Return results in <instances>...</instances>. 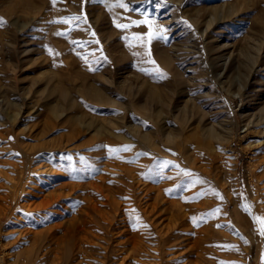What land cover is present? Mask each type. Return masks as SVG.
Here are the masks:
<instances>
[{"label":"rangeland","instance_id":"374dc122","mask_svg":"<svg viewBox=\"0 0 264 264\" xmlns=\"http://www.w3.org/2000/svg\"><path fill=\"white\" fill-rule=\"evenodd\" d=\"M123 2L126 9L116 7L115 0H0L4 21L0 26V168L11 167L8 161L19 162L16 132H21L19 146L36 142L27 135L44 130L43 139L55 141L82 119L91 125L82 127L71 145L78 147L59 151L57 157L76 159L92 150L103 155L109 145H122L129 151L138 147V158L153 155L160 169L167 159L179 161L174 156L178 151L168 145H190L191 153L206 156L204 147L212 142L233 188L240 182L248 194V170L264 138V0ZM146 17L151 28L133 24ZM159 126L162 138L157 141ZM136 129L151 133L148 142L156 144L160 153L138 146ZM114 134L124 140L116 136L120 144L109 145L102 140L113 139ZM58 142L60 138L53 144ZM102 160L92 162L100 165ZM83 162L77 163V170L90 165ZM53 163V169L61 168L60 159ZM27 174L26 190L35 184ZM79 192L76 189L74 194ZM34 198L24 196L20 208L15 206V213L10 209L5 218L34 214L21 205L42 197ZM82 203L61 200L63 205L55 208L64 212V206L69 207L72 211L65 214L69 217ZM123 224L121 214L114 229H122ZM2 225L0 264H24V252L34 247L33 233L24 231L27 224ZM77 225L81 226L80 220ZM16 237L18 242L10 245ZM50 242L45 237L42 245L35 246L38 254L30 256L31 264L49 263L42 256L54 245ZM262 257L257 261L251 256L247 264H264Z\"/></svg>","mask_w":264,"mask_h":264},{"label":"bare ground","instance_id":"6f19581e","mask_svg":"<svg viewBox=\"0 0 264 264\" xmlns=\"http://www.w3.org/2000/svg\"><path fill=\"white\" fill-rule=\"evenodd\" d=\"M13 114L16 122L18 111ZM77 121L73 131L60 134V142L55 144L53 142L58 138L55 141L43 139L44 130L27 135L36 142L19 146L17 141L21 132H16L19 162L4 161L11 167L0 168V177L4 179V182L0 181V223L3 227L27 224L24 231L33 233L34 247L27 245L24 264H31L30 256L38 254L35 246L45 237L54 243L42 256V259L48 258V264H247L252 260L251 256L257 261L263 259L264 138L260 140L257 159L250 164L249 188L245 194L240 182L233 188L212 142L204 147L206 156L197 151L191 153L190 145H168L178 151L174 156L179 161L167 159L160 169L159 160L153 155L138 158L141 153L138 147L130 151L122 145L111 147L109 142H121H116L118 138L114 140L116 136L124 140L120 134H114L113 139H102L109 145L103 155L92 150L76 159L63 154H60L61 158L57 157L59 151L78 147L76 143L71 145L82 134V127L91 125L82 119ZM160 128H155L157 141L161 137ZM136 130L138 146L160 153L156 144L148 142L151 133ZM102 158L100 165L92 162ZM59 159L62 163L57 165L61 168L53 169V161ZM84 160L90 162L88 168L77 170L80 166L77 163H86ZM166 166L171 168L164 171ZM26 172L35 182L28 190L23 181ZM86 177H92V180ZM7 180L11 181L8 185ZM76 189L81 192L74 194ZM26 195L42 197L21 203L25 212L34 214L26 213L23 218L12 214L15 218H5L10 209L15 213L13 209L20 206ZM68 199L84 204L76 208L73 205L74 214L66 217L65 214L72 211L69 207L64 206V212L55 207L62 206L60 201ZM48 207L54 208L49 213H39ZM121 214L124 227L115 230L114 223ZM53 218L59 220L44 224ZM79 220L80 227L77 225ZM17 242L18 237L9 244Z\"/></svg>","mask_w":264,"mask_h":264},{"label":"snow or ice","instance_id":"6c2138e0","mask_svg":"<svg viewBox=\"0 0 264 264\" xmlns=\"http://www.w3.org/2000/svg\"><path fill=\"white\" fill-rule=\"evenodd\" d=\"M115 6L116 7H121V8H127V5L123 2V0H115ZM64 23H67V21H63ZM115 22V21H114ZM4 23L3 19L0 18V26H2ZM133 24L136 26H139L140 24H149V20L146 17L145 20H141V21H133ZM116 27L118 28H127L129 27V25H123V24H116ZM149 27L151 28V25L149 24ZM93 35H95V33H93ZM154 38V37H153ZM98 43V41H96ZM51 51V50H50ZM133 55H138V53H133ZM152 63H155L154 61H152ZM125 150H127V146L125 147ZM216 195H219L218 193H216ZM222 199V197H221ZM216 211H219V209H217ZM262 234H264V232H262Z\"/></svg>","mask_w":264,"mask_h":264}]
</instances>
